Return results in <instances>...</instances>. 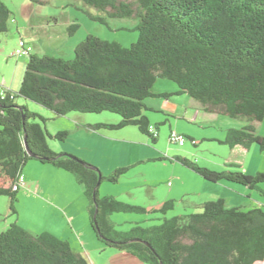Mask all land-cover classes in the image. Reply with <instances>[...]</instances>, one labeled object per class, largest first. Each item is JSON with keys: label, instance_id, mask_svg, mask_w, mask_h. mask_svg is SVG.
Listing matches in <instances>:
<instances>
[{"label": "trees", "instance_id": "16d2710c", "mask_svg": "<svg viewBox=\"0 0 264 264\" xmlns=\"http://www.w3.org/2000/svg\"><path fill=\"white\" fill-rule=\"evenodd\" d=\"M29 1L46 4L45 0ZM78 1L109 19L136 18L138 39L126 48L88 35L74 48L72 60L27 56L18 92L6 88V96L0 98V197L8 198L11 214H16L17 196L25 187L13 191V185L34 161L73 175L82 186L89 226L105 248L127 253L144 264H264L261 208L243 211L226 208L223 200L209 201L198 213L164 217L149 227L136 224L129 231L116 230L111 221L114 214L165 216L175 202L165 201L159 209L147 211L115 197H100L98 183L117 184L129 167L103 176L76 156L55 153L47 139L64 142L69 133L50 135L40 115L16 103L22 98L57 117L114 114L120 117L119 123L86 128L96 132L135 127L154 144L159 129L151 127L144 115L148 110L144 101L167 98L151 93L155 82L162 79L174 83L177 95L188 96L204 113L248 123L241 129H228L221 144L243 150L256 144L264 151V138L255 128L264 119V0ZM85 13L92 21L107 25L105 17ZM11 16L0 0V34L8 32ZM78 28L71 23L67 34L73 36ZM184 138L194 144L192 138ZM27 149L37 158L30 157ZM175 160L208 182L224 181L257 191L264 183L261 173L215 172L186 158ZM0 264L90 262L67 241L48 232L32 234L14 223L0 233Z\"/></svg>", "mask_w": 264, "mask_h": 264}, {"label": "rangeland", "instance_id": "374dc122", "mask_svg": "<svg viewBox=\"0 0 264 264\" xmlns=\"http://www.w3.org/2000/svg\"><path fill=\"white\" fill-rule=\"evenodd\" d=\"M1 1L12 12L8 23V32L6 34H0V72L5 73V61L14 62L16 59L12 55L15 50L12 49L14 38L16 42H18L19 38L17 32L14 30L15 21H17L21 28L29 24L27 13L21 9L23 2L26 0ZM68 12L73 14L72 18L74 21L72 23L79 25L77 32L73 36L67 34L66 21ZM85 12L93 16L106 18L104 14L97 13L84 6L81 7L78 4L75 5L73 0H50L45 6L39 7L38 13L45 16L47 21L45 20L43 22V29L34 30L36 34H39L34 42V50H37V55L40 57L46 55L62 59L66 56L70 44L81 39L78 42L80 43L88 35L109 42H117L126 48L137 41L139 34L136 30L138 24L136 18H106L107 25H102L92 21ZM50 18H53L56 22ZM169 83H171L169 85L172 87L177 88L174 83ZM21 99L17 98L16 103L18 101H24ZM171 99H176L175 101L186 99L190 103V106L194 105L201 110L200 105L188 96L174 95ZM148 101L151 103L163 102V98H148L144 101V104ZM26 103L29 105L30 110L43 114L42 118L45 120L44 127L50 135L58 132L69 133L68 139L64 142L47 139L48 143H54L55 145H60L68 149L79 148V139H76L75 135L66 129L70 125L69 122H71L68 119L71 115L88 116L89 114L71 113L64 117H57L52 112L33 102ZM147 109L144 111V115L148 118L151 127L157 125L159 129L156 143L153 144L148 137L140 134L137 128L127 127L133 133L129 136V140L133 142L130 143L133 146V152L138 154L136 158H139V161L137 163L131 164L129 163L130 159L126 158V148L130 147L126 144L123 145V148H120L121 145L118 144V150H115L114 147L116 146L112 144L103 149L101 165L105 171L81 159L97 168L103 176L110 175L118 168L129 167L128 172L119 179L117 184H109L106 181L102 183L103 186L106 185L114 189L119 194V197L115 198L119 201L123 200L121 202L139 206L147 210L149 204L163 200V196L169 191H172V194L175 196L174 209L167 212L165 216L159 213L148 214L147 212L145 214H115L114 222L116 230L129 231L132 227L136 226V224H131L129 222L130 220H127L128 218H131L133 221L139 220V225L142 227H149L160 224L164 217L170 219L177 216L194 214L197 209L193 204L201 198L206 202L223 200L226 208L229 209L237 208L248 211L253 208H261L264 210V183L259 186L260 191H257L250 190L239 184L224 181L218 183L208 182L175 160L177 157L186 158L200 167L215 172H242L248 176H255L258 173L264 174V151H260L258 145L253 144L249 149L243 150L241 148L231 149L221 144L225 139L224 134H226L225 132L223 133V130L241 129L248 125L245 120L232 119L224 115H211L204 113L202 110L200 112L201 116L197 120H194L196 110H191L192 108L184 117L181 116L182 113L167 115L163 110H158L157 106H155V109ZM106 115L117 117L120 120V117L117 115L109 113ZM255 128L256 133L264 138V119L262 122L257 123ZM171 132L183 135L186 139L192 138L194 144L187 139L184 147L171 145L168 141ZM63 153L76 156L68 152ZM131 156H134L132 152ZM97 162L100 164V161ZM30 163L41 165L39 162ZM111 164L117 167L109 170L110 167L108 165L111 166ZM39 174L38 172L36 173V175ZM21 195L22 193L20 192L17 196L18 201L15 205L16 214L14 215L9 211L8 198L0 197V233L8 229L11 224L16 223L32 234H36L33 232H39L37 234H41L42 229L48 226V220L51 217L50 213L43 211L42 213L40 212L34 215L29 202L20 200ZM91 232L93 233L92 229ZM93 236L96 245L102 251H92V253L94 256L99 257L101 259L100 262L103 263L111 255L113 249L105 248L96 239L94 233ZM85 256L87 258V255Z\"/></svg>", "mask_w": 264, "mask_h": 264}, {"label": "crops", "instance_id": "0c3cea01", "mask_svg": "<svg viewBox=\"0 0 264 264\" xmlns=\"http://www.w3.org/2000/svg\"><path fill=\"white\" fill-rule=\"evenodd\" d=\"M45 1L46 4L50 2V0ZM73 2L75 3V5L78 4L82 7V4L78 0H73ZM45 5H35L29 0L24 1L21 9L25 13H27V20L29 25L21 28L18 25L17 21H15L14 25V30L17 32L19 37L18 42L21 39L24 40L29 46L32 47V54L35 55H37L38 52H36L37 50H34V42L39 34H36L34 30L43 29V22L45 20L47 21L45 16L40 15L38 13V8ZM67 15L68 18L66 23L68 27L74 20L72 18L73 14L71 12H68ZM50 19L55 21L53 18ZM80 40L74 42L73 44H70L66 56L62 59L70 60L73 58L74 48ZM18 42H16L14 38V44L12 46V49H15L17 47ZM27 62V57H16L14 62L5 61L6 72H0V83H3L5 87L11 92L17 93L20 88V84L26 69ZM169 84H171L169 83V81L162 79H158L155 82L151 93L153 95H167V98H163V102L159 101L157 103H151L148 101L145 103L147 108L155 109V106H157L158 110H163L164 113H166L167 115L174 113H182V117H184L192 108L191 110H196V115L193 119L197 120L201 116V110H199L194 105L190 106V103L186 101V99L182 101H175L176 99H171V97L177 95L178 90L177 88L172 87ZM17 105L25 106L30 112L38 113V115L43 117V114H41L40 112H34L33 110H30L29 105L26 103V101L25 103L24 101H18ZM106 114L108 113L89 114L88 116L71 115V117L68 119L71 121L69 122L70 125L66 129L70 133H73L76 139H79V148L68 149L60 145H55L54 143H48L49 148L55 153L68 152L73 155H76L80 159H83L93 165H96L100 169H102V171H105L103 169V166L101 165V159L104 151L103 149L109 147L110 144H112L116 146L114 147V149L118 150V144L121 145L120 148H123V145L126 144L127 146H130V149L128 147L126 148V158L130 159L129 163L131 164L137 163V161H139V158H136L138 154L133 152V146L130 145V143L133 142H130L129 136L133 133L132 131H129V128L126 127L127 129L123 128L121 129V131L118 130L113 132H107L104 130L107 133H105L103 130L95 132L86 128L87 126L97 124L119 123V118L110 117ZM226 131V129L223 130V133H226ZM131 152L135 157L131 156ZM97 161H100V164ZM108 166L110 167L109 170H112L113 168L117 167L113 164H111V166ZM37 172L40 174L36 175ZM44 174L46 175V177ZM23 175L25 177L26 182L25 187L19 191V193H22L20 200L29 202L34 215L36 213H42L43 211H47L51 215L48 220V226H45V228L42 229V232L51 233L57 238L67 241L73 251H75L76 253H80L83 256L87 255V259L90 264H144L133 256L116 250H112L111 255L103 263L100 262L101 259H99V257L94 256L92 251L101 252L102 250L96 245L95 238L89 226L86 209L87 202L83 194V188L76 182L73 175L60 169H57L51 165H34V163L30 162L24 168ZM99 196H114L118 198L119 194L116 193L114 189H111L106 185L103 186L101 184L99 187ZM163 197V200L154 204H149L147 211L157 210L165 201L175 200V196L174 194H172V191H169ZM204 203H206V201L202 200V198L196 203H194L193 205L197 209V211L194 213H198ZM114 215L111 216V221L115 225ZM127 220H130L129 222L131 224L140 223L139 220L133 221L131 218H128ZM33 233L37 234L39 232Z\"/></svg>", "mask_w": 264, "mask_h": 264}, {"label": "built area", "instance_id": "2783aa9c", "mask_svg": "<svg viewBox=\"0 0 264 264\" xmlns=\"http://www.w3.org/2000/svg\"><path fill=\"white\" fill-rule=\"evenodd\" d=\"M32 53V47L27 45V43L24 40H20L18 42L17 47L15 48V50L13 51L12 55L14 57H27ZM7 94V89L4 86L3 83H0V98L3 99ZM152 130V129H151ZM169 140L171 143L179 146V147H183L185 145V138L180 135L177 134L175 132L170 134ZM25 186V178L24 176H20L18 178V181L13 185V191H17L20 188H23Z\"/></svg>", "mask_w": 264, "mask_h": 264}, {"label": "water", "instance_id": "95a60500", "mask_svg": "<svg viewBox=\"0 0 264 264\" xmlns=\"http://www.w3.org/2000/svg\"><path fill=\"white\" fill-rule=\"evenodd\" d=\"M27 152L29 154L30 157L32 158H37L35 155H33L31 152H29V150L27 149ZM100 186V183H98V187Z\"/></svg>", "mask_w": 264, "mask_h": 264}]
</instances>
